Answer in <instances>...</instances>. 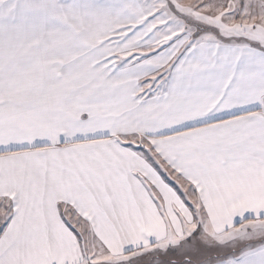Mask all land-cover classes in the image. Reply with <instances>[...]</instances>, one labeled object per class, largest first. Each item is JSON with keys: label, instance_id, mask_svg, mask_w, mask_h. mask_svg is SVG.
<instances>
[{"label": "snow or ice", "instance_id": "snow-or-ice-1", "mask_svg": "<svg viewBox=\"0 0 264 264\" xmlns=\"http://www.w3.org/2000/svg\"><path fill=\"white\" fill-rule=\"evenodd\" d=\"M0 264H264V0H0Z\"/></svg>", "mask_w": 264, "mask_h": 264}]
</instances>
